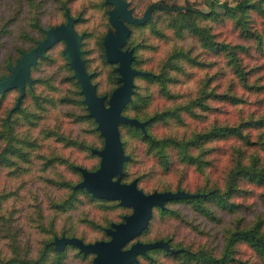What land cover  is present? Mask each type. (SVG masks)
<instances>
[{"label":"trees","instance_id":"obj_1","mask_svg":"<svg viewBox=\"0 0 264 264\" xmlns=\"http://www.w3.org/2000/svg\"><path fill=\"white\" fill-rule=\"evenodd\" d=\"M262 2L236 0L230 4L222 1L217 3L220 10L210 2L207 11L195 8L182 11L179 6L161 0L152 4L150 15L143 22L127 23L130 34L124 43L134 38L129 47L134 54L131 65L146 73L134 75L133 91L122 113L143 121L144 128L130 123L118 124L124 153L129 155L123 162L121 181L136 179L142 189L140 184L152 180L153 189H142L145 193L179 189L198 194L165 200L163 208L153 206L147 226L125 247L137 239L143 242L164 240L169 249L149 248L145 255L138 253L137 261L131 264H264ZM111 8L107 0H10L7 13L0 11V44H4L2 39L11 36L17 42H31L26 49L17 47L18 59L23 51L45 36L47 28L65 22L70 15L75 19L74 28L82 34V58L85 60L84 55L90 51L89 45L94 40L98 55L112 66L111 93L120 84L117 63L106 60L103 45L105 35L113 27L108 18ZM51 11H55L52 15L57 16L59 23H44L43 18ZM80 24L87 26L79 32ZM136 27L142 30L138 34H135ZM59 41L65 46L63 40ZM51 47L30 66L32 81L25 85L18 106L15 103L20 90L14 87L19 91L16 101L10 114L0 122V167H11L14 171L26 169L21 163L29 161L27 146L34 143L19 136L12 114L18 111L25 119L33 117L31 111L22 107L23 100L37 81L32 76L34 67L47 58ZM64 56L63 67L69 70L64 79L78 90L72 98L62 96L60 99L74 102L79 109L75 119L90 123L99 144L78 145L94 153L93 148L103 146L104 137L88 114L81 86L73 76L69 59ZM85 67L91 82L95 83L86 60ZM6 69L8 74L7 63ZM7 91L0 93V102ZM37 97L39 104L43 97ZM41 157L45 173L48 167L58 170V163H65V167L81 178L74 183L65 176L62 180L51 179V183L67 189L66 196L62 199L49 196V203L56 210L51 220H46L42 207L33 211L28 208L24 214L27 231L23 230L21 237V229L10 222L14 203L11 208H4L7 198L15 195L16 187L0 186V232L4 230V241L0 238V264H65L68 257L93 264L94 253L82 252L74 244H66L60 250L55 248L53 240L58 235L51 225L56 223L57 213L76 206L80 193L107 206L118 200L99 198L86 188L75 186L82 179L80 167L89 168L59 154ZM136 163H140V169L133 171L131 167ZM45 180L48 182L49 177ZM47 222L51 227L48 238L41 236L42 245L32 258L28 255L32 234L29 230L35 227L36 231H42ZM109 225L102 227L104 236L95 240L109 239L106 232ZM61 231L59 236L95 241H86L82 235L65 227Z\"/></svg>","mask_w":264,"mask_h":264},{"label":"rangeland","instance_id":"obj_2","mask_svg":"<svg viewBox=\"0 0 264 264\" xmlns=\"http://www.w3.org/2000/svg\"><path fill=\"white\" fill-rule=\"evenodd\" d=\"M125 1L127 2L129 15L131 17L141 18L146 14L147 10L151 8L154 2L161 0ZM162 1L169 5H177L182 11L188 8L207 11L210 9V2H214L215 9L220 10L221 6L217 3L227 1L232 4L236 0ZM9 2L10 0H1V12L7 13ZM262 4H264V0ZM51 12L50 14L49 12L46 13L43 18L44 23L49 24L57 21L59 23L57 16L52 15L55 14V11ZM86 26L87 25L80 24L78 26V31H82ZM111 31L115 33V28L112 27ZM141 31L140 27H136L135 34ZM2 40L4 44H0V76L5 75L7 72L6 63L8 67V64H14V62L17 61L16 54L18 46L26 49L32 45L29 41H14L12 36L5 37V39ZM93 41H91L89 45L91 47L90 51L86 52L84 57L88 64V70L93 73V82H95L93 84L96 86V93L103 96V102L107 105L109 95L111 94L110 91L114 85L111 73L112 66L98 55L97 47L94 45ZM133 41L130 40L127 41L126 44L124 43L125 48L132 46L134 43ZM63 48L64 43L62 41L57 42L49 49L47 58L39 61L37 66L34 67L32 76L37 78V81L33 85V91L28 93L24 98L22 107L31 111L35 116L33 115V117H30L31 119L28 120L23 118V115L18 111L12 114L16 119L15 128L19 136L27 137L28 140L34 143L31 147L27 146L30 151L29 161L21 163V166L26 169L22 168L14 171L11 167H0V186L3 185L5 188L7 186L16 187L15 195L7 198L4 208H11L13 205L12 203H14L13 218L10 222L21 229L19 232L20 237L24 234L23 230L27 231L25 227L27 218L24 214L28 208H31L33 211V208L38 209V207H42L46 220H51L56 210L51 207L48 199L49 196H58L61 199L66 196L65 193L67 189L51 183V179L62 180L65 176L66 178L72 179L74 183L81 178L78 173H74L65 167V163V166L63 163H58V170H51V167H48L49 171L45 173L46 171L42 170L43 165L41 164V156L46 155L50 157L54 154H59L73 161L75 164L89 168V170H94L100 162V156L98 154H95V152L92 153L78 145V143L87 145L99 144L97 135L91 131L90 123L86 120L75 119L78 118L76 115L79 114V109L74 102H64L60 99L62 96L70 99L78 90L76 86L70 85V83L64 79L69 73V70L63 67V61L66 58L65 56L63 57ZM121 49H124L123 45ZM48 58H52V60H47ZM18 93L19 91L17 88L11 89L7 91L6 96H4L2 102H0V122L3 121L4 117L10 114V109L13 107ZM38 95L43 98L45 97L44 99L40 98L41 102L39 104L36 102L38 100ZM66 112H70V115ZM59 137L61 138L58 139ZM75 138L81 140V142H77ZM139 167L140 163H136L132 165L131 168L135 171L136 169H140ZM46 177H49L48 182L45 180ZM152 184L153 182L150 180L146 184H140L139 186L145 191H151L153 189ZM45 191H47V195ZM37 194H39V196H37ZM78 198L79 201L72 210L56 214V223H52L51 225L56 232L55 234L58 235L56 237H60L59 235H61L62 232L61 229L65 227L77 233L76 235H82L86 241H93L104 236L102 227L109 225V223V226H111L112 223L122 222L124 221L125 215L133 212V207L131 205H122L116 201L107 206L102 201L82 193L78 194ZM48 223L49 222L45 224V229L42 231H36L35 227H31L29 230L32 231V234L30 243L28 244V255L32 258L37 256V250L39 246L42 245L41 236H46L45 238H48L47 233H49L51 229ZM0 233V238L3 242L4 235L2 234H4V230ZM181 234H184L183 230ZM65 264L85 263L77 262L68 257Z\"/></svg>","mask_w":264,"mask_h":264},{"label":"water","instance_id":"obj_3","mask_svg":"<svg viewBox=\"0 0 264 264\" xmlns=\"http://www.w3.org/2000/svg\"><path fill=\"white\" fill-rule=\"evenodd\" d=\"M107 1L112 4L108 18L115 28V33L110 30L103 39V45L106 60L117 63L116 69L120 82L109 95L107 105L103 102V96L96 93V86L90 80V73L86 70L80 48L82 34L74 28L75 19L70 15L65 22L47 28L45 36L35 46L23 51L14 64H8L9 73L0 76V93L18 87L20 93L15 103V106H18L25 93V85H30L32 81L30 66L34 65L37 58L43 56L44 52L58 40L65 42L63 53L69 59L73 76L81 86L88 114L94 118L97 128L104 137L103 146L92 149L100 156L98 167L94 170L80 167L82 179L75 186L86 188L93 196L118 200L122 205H131L133 212L125 215L124 221L112 223L106 228L109 239L83 242L78 237L62 235L55 237L53 243L58 250L66 244H74L82 252L94 253L93 264H131L137 261L138 253L145 255L149 248L169 249L168 242L164 240L143 242L137 239L125 247L127 242L139 235L147 226L152 216L153 206L163 208L165 200L192 197L198 194L179 189L145 193L137 186L136 179L129 182L121 181L123 162L129 158V155L124 153L118 124L130 123L144 128L143 121L123 114L122 108L133 91L134 75L146 73L131 65L134 59L133 48L121 49V46L130 34L127 23L143 22L149 16L150 8L144 16L137 18L129 15L125 0Z\"/></svg>","mask_w":264,"mask_h":264}]
</instances>
